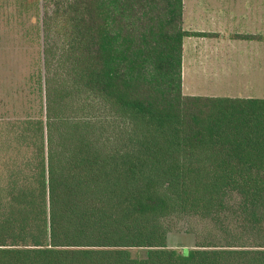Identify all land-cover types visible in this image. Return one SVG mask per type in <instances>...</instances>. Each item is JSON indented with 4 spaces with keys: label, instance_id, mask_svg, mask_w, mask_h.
<instances>
[{
    "label": "trees",
    "instance_id": "trees-1",
    "mask_svg": "<svg viewBox=\"0 0 264 264\" xmlns=\"http://www.w3.org/2000/svg\"><path fill=\"white\" fill-rule=\"evenodd\" d=\"M44 8L0 117V264H264V98L184 93V0Z\"/></svg>",
    "mask_w": 264,
    "mask_h": 264
},
{
    "label": "rangeland",
    "instance_id": "rangeland-1",
    "mask_svg": "<svg viewBox=\"0 0 264 264\" xmlns=\"http://www.w3.org/2000/svg\"><path fill=\"white\" fill-rule=\"evenodd\" d=\"M49 1L39 0L37 5L23 7L21 0H0V117L25 115L26 84L30 76L38 72L42 40L40 20ZM253 19L256 25L252 24ZM242 21V29L229 30L227 40H241L233 38L237 34L254 38L225 48L227 60L222 59L219 69L227 78L208 81L196 68L189 69L184 82L186 90L195 95L264 98V16L245 17ZM169 243L185 255L192 245L179 234L170 235ZM133 253L136 257L145 255L143 250Z\"/></svg>",
    "mask_w": 264,
    "mask_h": 264
},
{
    "label": "crops",
    "instance_id": "crops-1",
    "mask_svg": "<svg viewBox=\"0 0 264 264\" xmlns=\"http://www.w3.org/2000/svg\"><path fill=\"white\" fill-rule=\"evenodd\" d=\"M257 16H264V0H184V29L203 34V36L187 37L184 40L183 87L185 94L208 96L195 95L186 90L184 82L189 69L196 68L201 72L203 79L208 81L227 78L219 69L222 59L224 56L227 57L225 48L242 44L241 40H227V32L241 30L242 19ZM252 24H257L255 19ZM226 60L227 58H224L225 62Z\"/></svg>",
    "mask_w": 264,
    "mask_h": 264
}]
</instances>
